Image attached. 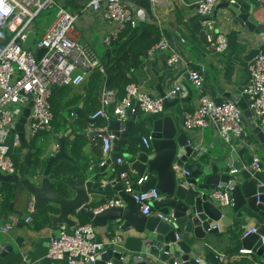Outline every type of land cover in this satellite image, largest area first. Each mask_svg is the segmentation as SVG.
Masks as SVG:
<instances>
[{"label":"built area","instance_id":"1","mask_svg":"<svg viewBox=\"0 0 264 264\" xmlns=\"http://www.w3.org/2000/svg\"><path fill=\"white\" fill-rule=\"evenodd\" d=\"M222 3L235 6L236 0H199L194 4L197 15L203 19L204 27L208 26L206 18L210 17L215 8ZM47 11L55 12L53 21L37 37L32 24ZM83 11L101 14L107 26L101 43L106 48L117 40L129 24L135 26L138 22L134 17V10L125 0H86ZM79 17L78 14L68 12L55 0H0V31H4L8 37L6 44L0 46V173L4 176L16 175L12 154L14 149L19 148L15 127L23 111L31 105L25 125V138L30 142L51 128L54 116L50 100L54 88L81 85L93 71H104L92 48L74 39ZM208 43V50L214 54L224 55L228 50L227 40L222 35H217L214 39L208 37ZM41 49H45L46 53L37 61L36 52ZM156 50L168 52L166 62L169 69L178 66L180 62L178 54L165 41L150 53ZM247 73V83L241 94L253 123L264 132V51L248 63ZM204 81L201 72L189 70L175 80L166 93V99H178L185 92L184 84L189 82L197 94L193 111L184 115L183 131L201 134L212 130L226 144L246 138L243 111L230 100L223 103L210 100L203 90ZM111 108L118 122H126L128 110H131L132 114L137 112L145 115L162 114L163 102L162 99L152 98L141 87L133 84L125 87V95L121 100L117 99L114 91L103 90L101 107L91 120L107 119V110ZM115 140L112 135L102 139V155L105 159L113 151ZM149 142V137L142 138L147 150ZM117 163L121 165L122 160H117ZM103 164L104 162L101 166ZM173 169L177 171L176 168ZM249 169L253 172L260 171L258 157H253ZM231 174H235V171H231ZM121 177L124 180V193L133 199L143 216L156 217L168 224L173 223L172 214H163L152 209L153 204L165 199L163 195L156 189L144 192L136 190L145 186L151 177L150 174L145 172L133 182L127 174H121ZM211 197L221 209L231 204L228 190L217 188ZM123 206L122 201L118 199L110 201L104 208ZM28 211L30 214L24 219L25 224L32 223V204ZM17 224L16 218H10L0 231L7 234ZM56 231L47 248L49 261L66 260L67 264H95L103 253L96 243L97 229L91 223L79 224L72 228L59 226ZM248 233H255V230L251 229ZM121 243L120 237H114L107 245L121 248ZM240 255L251 256L252 252L244 250Z\"/></svg>","mask_w":264,"mask_h":264},{"label":"water","instance_id":"2","mask_svg":"<svg viewBox=\"0 0 264 264\" xmlns=\"http://www.w3.org/2000/svg\"><path fill=\"white\" fill-rule=\"evenodd\" d=\"M221 9L232 11L249 32L264 37V24L254 20L252 11L241 14L233 6L222 3L215 8V13ZM215 13L210 19L214 23L217 22ZM263 51L264 45L252 50L246 60L252 61ZM45 53V49L38 50L37 61ZM153 73L157 79L155 91L163 102V113L148 115L149 150L142 143L143 136L137 135L134 139L136 146L133 149L130 150L128 147L126 153L111 155L101 167L92 162L90 171L98 177L97 182L93 183L87 178L82 185L68 183L70 194L68 198H64L54 191V184L48 176L50 169L57 162L69 159L65 149V139L69 135L67 133L56 138L57 148L53 153H49L39 183H32L29 179L21 180L17 174L4 176L0 173V186L20 182L32 198L34 212L41 210L43 206L47 207L51 227L55 230L59 226L75 227L76 222L72 218L76 220L85 218L96 229L105 228L111 223L118 226L120 231L132 229L141 236L134 251L108 247L95 264H227L206 250L201 243L205 242L208 236L221 234L225 227L230 226L231 217L239 221L244 232L240 241L241 247L251 251L257 263L261 262L264 257V166L259 172H253L249 166L241 164L234 154L230 156L231 166L225 159H222L221 166L217 165V161L210 163L205 152L190 141L195 133H186L177 127L176 107L179 103L189 104L192 92L188 89L185 99L168 100L162 88L166 74L158 75L155 71ZM102 92L103 89L101 95ZM225 98L243 111L248 128L264 148V132L253 123L240 95H225ZM30 108L31 105L23 111L15 127L19 148L26 152L24 157L26 167L32 155L30 144L25 138V125ZM96 121L89 120L90 123ZM135 121L136 114L128 110L126 122H118L114 117L109 122L106 132L98 135L102 139L108 134L116 139H126ZM205 156L207 160L204 159ZM122 159L130 165L137 178L145 172L155 174L144 187L136 190L144 192L156 189L163 195L165 199L153 204L152 209L155 212L166 211L172 214V224L164 223L156 217L143 216L133 199L124 193L120 174L107 175L109 165ZM230 168L235 174H231ZM217 188L229 191L231 199L229 207L219 208L211 197ZM91 192H112L124 206L105 209L109 201L91 198ZM250 223H253L252 229L255 233L246 231ZM5 256V251L0 253V264H3ZM245 263L251 264V261L247 260Z\"/></svg>","mask_w":264,"mask_h":264},{"label":"crops","instance_id":"3","mask_svg":"<svg viewBox=\"0 0 264 264\" xmlns=\"http://www.w3.org/2000/svg\"><path fill=\"white\" fill-rule=\"evenodd\" d=\"M85 1L77 0V3L83 7ZM125 2L134 10V17L138 19V23L143 22L159 27L162 37L160 43L165 41L180 58L178 66L174 69H169L166 62L168 52L160 50H156L153 53L149 52L144 61V68L129 77L130 84L141 87L152 98H158V94L155 91L157 79L154 76V71L158 75L166 74L162 88L167 93L175 80L182 75L184 76L187 71L192 70L203 74L205 80L204 93L213 102L223 103L228 100L225 98V95L232 94L240 95L243 100L241 93L248 79L247 65L249 62L246 59L252 50L259 49L264 45V37L261 38L249 32L236 15L229 10L221 9L217 13L214 10L212 15L206 18L208 26L204 27L202 25L203 19L196 13L195 0H157L156 3L148 0H125ZM233 7L241 14H247L252 11L254 20L259 24H264V0H236V4ZM214 13L217 15L216 23L210 20ZM106 30L107 26L101 14L83 11L75 28L74 39L88 44L100 60L105 54L106 49H108L101 43ZM217 35H222L227 40L228 50L224 55H217L208 50V37L214 39ZM86 81L78 86H67L71 87L72 91L69 94L64 93L60 97L59 102L55 106L56 111H54L57 118L59 120L62 118V121L67 123L68 126L76 127L78 125L81 127L86 143L83 154L96 162L94 159L98 157L96 151H102V137L98 133H105L110 121L109 118H99L95 123L89 122L91 120V111L89 106L86 107ZM184 87L185 92L178 99H185L188 89L192 92V98L189 104L179 103L176 107L177 127L181 131L183 130L184 115L193 111L197 99V94L189 82H186ZM101 91L97 98L98 109L101 107ZM77 96H80V100L76 106H72L70 101ZM76 108L77 110L75 111ZM112 110V108L108 109L107 114L109 115ZM73 113L74 115H72ZM82 115L85 116L86 120ZM145 118L148 119V115H136L134 124L141 123ZM102 120H104L103 125H100V121ZM148 124L147 121L142 131L138 133L143 138L149 137V133H145L148 132ZM246 130V138L233 140L231 144L222 142L212 130H207L201 134L195 133L190 141L197 148L205 150V155L210 163L217 161V165L221 166L223 164L222 159H225L226 163L231 166L232 160L230 156L234 154L241 164L247 166H250L253 157H258L260 168H262L264 166V148L260 146L247 124ZM49 131H51V128ZM68 133L69 135L66 137L65 143L68 140L72 141L76 135L75 132ZM66 134L67 132H60L59 137H63ZM138 134L133 137V142H135L134 138ZM130 135L129 132L128 138H130ZM37 137L38 142L41 144L42 141L51 140L48 154L56 150L58 144L51 135L41 133ZM128 138L116 139L113 151L109 157L115 153H126L125 145L129 146V143H131L127 141ZM120 141H123V148L121 150L117 148V144ZM66 153L69 156L68 149ZM25 155L26 152L21 151L20 148L14 149L12 154L13 161L17 162L18 166L24 165ZM105 161L106 159L102 155V162L96 163L98 167H101V164L105 163ZM122 168L128 169L132 182L136 180L137 175L123 159L121 165H118L117 161L112 162L107 169V175H115L117 169ZM231 171H233L232 168H230ZM153 175L155 176V174ZM87 178L93 183L97 182L98 179L91 171L88 172ZM120 178L121 183L124 185L121 174ZM25 179H29L32 183L37 184L40 182L41 176L34 179L28 177ZM105 183L106 181L103 185ZM5 186V184H2L0 189L5 188ZM96 197L99 200L106 199L109 202L119 199L112 192H91V198ZM3 203L4 200L0 197V230L10 218L18 220V224L7 234H3L0 231V253L3 251L6 253L3 264H25V261H27V264H67L66 260L52 262L47 259L49 241L57 232L51 227L50 223L46 227L39 229L38 225L33 221L35 218V212L33 211L31 214L32 223L25 224L24 219L30 214L28 208L32 204V198L25 191H17L12 198L11 204L5 206V211L1 207ZM164 212L160 211L163 214ZM231 218L229 227H225L223 232L217 236H208L206 241L201 243V245H204L206 250L217 255L219 259H222L227 264H246L247 260L251 261V264H264V257L261 262L257 263L252 255H240V252L245 250L241 247L240 242L244 232L240 228L239 221L234 217ZM72 220L76 222V225H82L80 219L76 220L72 218ZM252 228L253 223H250L246 231H250ZM114 237L122 239L120 246L128 252L134 251L138 245V240L141 239V236L134 230L120 231L118 226L110 223L105 228L97 229L96 243L100 247L101 252L108 248L107 244Z\"/></svg>","mask_w":264,"mask_h":264},{"label":"trees","instance_id":"4","mask_svg":"<svg viewBox=\"0 0 264 264\" xmlns=\"http://www.w3.org/2000/svg\"><path fill=\"white\" fill-rule=\"evenodd\" d=\"M55 1L57 3H61L68 12L72 14H78L80 16L82 15L83 7L78 5L77 0ZM54 13V11H51L50 15ZM35 28H37V26ZM35 30L37 31L38 29ZM36 31L35 34L37 37H39L40 32ZM161 39V30L159 27L153 24L137 22L135 26H131V24H129L119 35L117 40L114 41L108 49H106L105 54L99 60L104 71H93L86 81V107H90V118L99 110L97 98L102 89L114 91L117 99H123L125 95V87L131 82L129 77L144 68V61L147 58L149 52L160 43ZM7 40L8 37L5 32L0 31V46H4ZM71 91V87H57L53 89L50 104L54 119L51 124V131L43 132L45 134L47 133L49 136L51 135L55 140L59 137L60 132L76 133L72 141L68 140L65 143V149H68L69 152V159L57 162L50 169L48 176L49 180L54 184V191L59 196L64 198H68L70 194V187L68 183L82 185L86 181L88 172L90 171L91 164L93 162L92 159L87 158L83 154V149L85 148L86 143L81 127L78 125L76 127L68 126L67 123L62 121V118L59 120L55 115V106L57 102H59L60 97L64 93L69 94ZM79 100L80 96L74 97L70 101V104L72 106H76ZM76 110L77 108L75 111ZM138 114L141 113L137 112L136 115ZM72 115H74V113ZM83 118L85 119V116ZM108 118L109 121L113 120V110L108 115ZM147 121L148 119L145 118L141 123L132 125L130 130V138L127 137V141L131 143H129V146L126 144L125 149L130 147L131 150L136 146L135 142H133V137L142 131L143 126ZM100 122V125H103L104 120ZM145 133L148 134V132ZM122 143L123 141H120V143L117 144V148L120 150L123 148ZM29 144L32 155L28 166L25 167L23 164L18 166L17 162H14L16 174L21 178V180L27 177L34 179L42 176L49 157L48 150L51 145V140L47 139L42 141L41 144L38 142V137H35L29 142ZM96 153L98 157L94 159L96 162H102V151H96ZM204 159L207 160L206 156ZM115 173L127 174L132 180L130 177V172L127 168H122L119 170L117 169ZM5 185V188L0 189V197H2L4 200V203L1 205V207L4 211L5 206L7 204H11L12 198L15 196L17 191H25L20 182L6 183ZM48 212L49 211L46 206H43L41 210L35 212V218L33 221L36 223V225H38L39 229L46 227L48 223H50ZM164 214L168 213L165 211ZM80 220L82 221V225L89 223V221L85 218H81Z\"/></svg>","mask_w":264,"mask_h":264},{"label":"rangeland","instance_id":"5","mask_svg":"<svg viewBox=\"0 0 264 264\" xmlns=\"http://www.w3.org/2000/svg\"><path fill=\"white\" fill-rule=\"evenodd\" d=\"M54 14L50 15V12L47 11L45 13H42L32 24L33 27H36L35 29H38L37 31H39L40 33L44 32L49 25L52 23L53 18H54ZM36 31V30H35ZM36 31V32H37Z\"/></svg>","mask_w":264,"mask_h":264}]
</instances>
